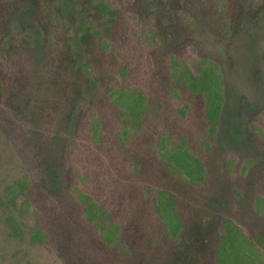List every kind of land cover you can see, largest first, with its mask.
I'll use <instances>...</instances> for the list:
<instances>
[{
    "label": "rangeland",
    "instance_id": "374dc122",
    "mask_svg": "<svg viewBox=\"0 0 264 264\" xmlns=\"http://www.w3.org/2000/svg\"><path fill=\"white\" fill-rule=\"evenodd\" d=\"M0 264H264V0H0Z\"/></svg>",
    "mask_w": 264,
    "mask_h": 264
},
{
    "label": "trees",
    "instance_id": "16d2710c",
    "mask_svg": "<svg viewBox=\"0 0 264 264\" xmlns=\"http://www.w3.org/2000/svg\"><path fill=\"white\" fill-rule=\"evenodd\" d=\"M258 206H259V204H258Z\"/></svg>",
    "mask_w": 264,
    "mask_h": 264
}]
</instances>
